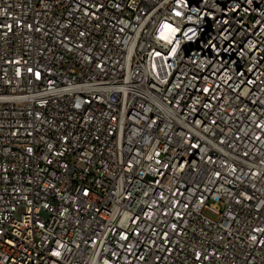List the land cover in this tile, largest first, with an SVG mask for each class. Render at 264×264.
Listing matches in <instances>:
<instances>
[{"label":"built area","instance_id":"built-area-1","mask_svg":"<svg viewBox=\"0 0 264 264\" xmlns=\"http://www.w3.org/2000/svg\"><path fill=\"white\" fill-rule=\"evenodd\" d=\"M0 264H264V0H0Z\"/></svg>","mask_w":264,"mask_h":264},{"label":"rangeland","instance_id":"rangeland-1","mask_svg":"<svg viewBox=\"0 0 264 264\" xmlns=\"http://www.w3.org/2000/svg\"><path fill=\"white\" fill-rule=\"evenodd\" d=\"M42 218H47V215L45 213L41 214Z\"/></svg>","mask_w":264,"mask_h":264}]
</instances>
